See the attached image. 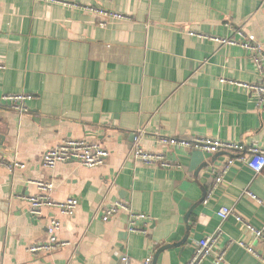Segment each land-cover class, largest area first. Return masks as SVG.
<instances>
[{
  "label": "crops",
  "instance_id": "crops-1",
  "mask_svg": "<svg viewBox=\"0 0 264 264\" xmlns=\"http://www.w3.org/2000/svg\"><path fill=\"white\" fill-rule=\"evenodd\" d=\"M55 1L0 0V264H120L124 254L133 264L150 255L153 264H187L219 227L224 264H264L237 245L253 243L243 227L218 216L228 207L262 228L264 170L235 160L204 203L235 154L160 142L214 138L264 149V106L241 86L258 79L249 55L189 35L229 38L243 28L264 43V0ZM87 7L126 19L101 28ZM12 95L34 97L27 113L11 109L4 98ZM139 132L141 148L169 167L132 157ZM69 139L98 143L110 156L93 169L44 167V155ZM15 161L25 169L9 168ZM39 182L54 183L56 202L78 198L75 215L48 208L34 216L28 198ZM116 202L150 217L146 234L129 232V211L104 219ZM54 218L67 246L31 254Z\"/></svg>",
  "mask_w": 264,
  "mask_h": 264
},
{
  "label": "built area",
  "instance_id": "built-area-1",
  "mask_svg": "<svg viewBox=\"0 0 264 264\" xmlns=\"http://www.w3.org/2000/svg\"><path fill=\"white\" fill-rule=\"evenodd\" d=\"M50 2H57L55 0H47ZM66 5V4H65ZM86 10L98 18V25L105 28L109 20H125L126 16L123 14L108 12L103 9L87 7ZM237 36L235 38L234 36ZM190 36H196L201 39H210L219 46H236L247 52L252 61L258 79L252 84H243V88L247 89L256 100L258 106H264V43L260 42L254 34L245 33L243 28H237L233 37L217 38L209 37L201 34L190 33ZM226 80H221L225 83ZM33 96L26 95H12L7 96L4 100L10 104L11 109L18 114L23 115L29 110L26 106L27 101L33 100ZM143 132H139L135 137V146L132 152V157L145 165L155 167H169L165 156L162 154H150L145 152L140 145ZM161 144L165 146H181L188 150L200 151L206 154H215L218 152H230L235 154L236 158L229 159L227 164L222 169L221 173L215 179L212 188L207 192L204 203H207L214 195L215 189L223 182L224 176L229 171L230 165L235 160L244 162L249 169L256 174H261L264 170V149L258 147H250L241 143L232 141H223L214 138H197L188 140H161ZM110 154L107 149L98 143H92L87 140L69 139L58 143L51 148L43 158V166L47 168H55L62 163H78L81 166L93 169L105 164ZM9 168L25 169V165L19 162H14L8 166ZM38 193L28 198L31 206V212L36 217L43 215L45 209H56L61 215L66 217H73L78 209L80 202L78 198H69L64 202L54 201L52 194L55 188L53 182H39L37 183ZM244 194L251 199L259 202L255 195L249 190ZM128 210V206L122 202L112 204L105 211L104 219L109 220L116 216L120 211ZM218 216L221 222L229 218L234 220L243 227L245 232L253 239L252 244H247L245 241H237V245L246 250L249 254L264 263V226L256 228L244 218L234 212L233 209L223 207L218 211ZM150 217L145 214L129 211L128 230L131 233L146 234L147 222ZM61 229V222L54 218L50 221L48 227L47 242L29 248V252L33 255H38L40 252L52 253L60 248L67 246L65 243H60L58 233ZM223 232L219 227L212 235L204 238L196 243L194 252L187 264H204L206 261L212 260L213 264H224L225 257L229 246H222ZM254 243H260L263 250H257ZM120 264H133L132 259L124 254L120 258ZM143 264H153V256L147 257Z\"/></svg>",
  "mask_w": 264,
  "mask_h": 264
},
{
  "label": "water",
  "instance_id": "water-1",
  "mask_svg": "<svg viewBox=\"0 0 264 264\" xmlns=\"http://www.w3.org/2000/svg\"><path fill=\"white\" fill-rule=\"evenodd\" d=\"M135 137V136H134ZM0 138H3V135L0 134ZM0 142H1V139H0ZM1 145V144H0Z\"/></svg>",
  "mask_w": 264,
  "mask_h": 264
},
{
  "label": "rangeland",
  "instance_id": "rangeland-1",
  "mask_svg": "<svg viewBox=\"0 0 264 264\" xmlns=\"http://www.w3.org/2000/svg\"><path fill=\"white\" fill-rule=\"evenodd\" d=\"M190 35V34H189Z\"/></svg>",
  "mask_w": 264,
  "mask_h": 264
}]
</instances>
